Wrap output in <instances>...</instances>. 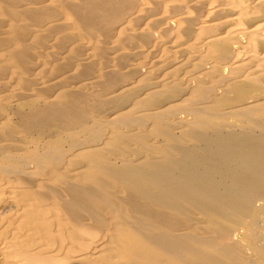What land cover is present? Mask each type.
<instances>
[{
	"label": "bare ground",
	"instance_id": "bare-ground-1",
	"mask_svg": "<svg viewBox=\"0 0 264 264\" xmlns=\"http://www.w3.org/2000/svg\"><path fill=\"white\" fill-rule=\"evenodd\" d=\"M0 264H264V0H0Z\"/></svg>",
	"mask_w": 264,
	"mask_h": 264
}]
</instances>
